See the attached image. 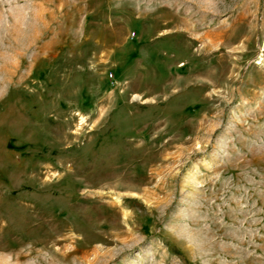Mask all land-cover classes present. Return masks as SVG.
Returning <instances> with one entry per match:
<instances>
[{
    "label": "rangeland",
    "instance_id": "1",
    "mask_svg": "<svg viewBox=\"0 0 264 264\" xmlns=\"http://www.w3.org/2000/svg\"><path fill=\"white\" fill-rule=\"evenodd\" d=\"M0 264H264V0H0Z\"/></svg>",
    "mask_w": 264,
    "mask_h": 264
}]
</instances>
